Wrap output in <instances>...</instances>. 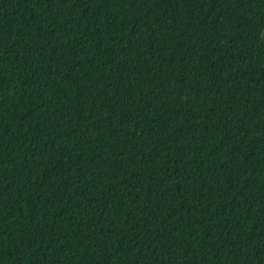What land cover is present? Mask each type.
Masks as SVG:
<instances>
[{
    "label": "trees",
    "instance_id": "1",
    "mask_svg": "<svg viewBox=\"0 0 264 264\" xmlns=\"http://www.w3.org/2000/svg\"><path fill=\"white\" fill-rule=\"evenodd\" d=\"M0 264H264V0H0Z\"/></svg>",
    "mask_w": 264,
    "mask_h": 264
}]
</instances>
